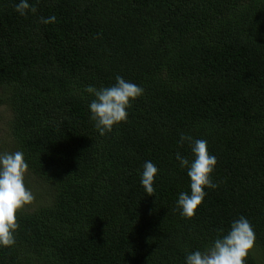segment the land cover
<instances>
[{"label": "trees", "instance_id": "trees-1", "mask_svg": "<svg viewBox=\"0 0 264 264\" xmlns=\"http://www.w3.org/2000/svg\"><path fill=\"white\" fill-rule=\"evenodd\" d=\"M17 2L0 0V106L39 191L0 264H184L240 216L255 233L246 264H264V0H30L27 16ZM117 74L144 91L101 136L85 89ZM182 133L217 159L191 219L176 207Z\"/></svg>", "mask_w": 264, "mask_h": 264}, {"label": "clouds", "instance_id": "clouds-1", "mask_svg": "<svg viewBox=\"0 0 264 264\" xmlns=\"http://www.w3.org/2000/svg\"><path fill=\"white\" fill-rule=\"evenodd\" d=\"M15 11L20 16H27L29 13L35 14L37 8L30 0H18ZM39 19L45 25L57 21L55 14ZM85 91L93 97L88 104L89 119L94 122L99 135L104 136L111 133L114 126L127 121L128 108L142 96L144 89L117 74L113 84L99 88L88 85ZM184 142L189 145L191 159L180 152L176 153L175 159L179 167L187 172L190 192L179 193L176 207L182 218L191 219L207 195L205 189L218 186L212 179L217 159L209 152L207 140L182 133L178 143L182 146ZM27 171L28 163L22 151L0 152V248L15 244V232L19 227L16 214L34 199L33 193L25 185ZM158 171L151 161H145L142 171H138L144 193L154 194V180ZM219 232L204 250L188 251L184 264H246V257L255 240L250 221L240 216L231 222L226 233L224 229Z\"/></svg>", "mask_w": 264, "mask_h": 264}, {"label": "rangeland", "instance_id": "rangeland-1", "mask_svg": "<svg viewBox=\"0 0 264 264\" xmlns=\"http://www.w3.org/2000/svg\"><path fill=\"white\" fill-rule=\"evenodd\" d=\"M12 112L7 108L6 106H0V152L4 151H11L8 146V139L9 136H7V129L9 127L8 121L9 118L11 117ZM37 179L35 176L30 174V171L28 170L26 175H25V185L28 189L31 190L33 193V196L38 195V189L35 188L34 186L37 184ZM33 202H31L32 204Z\"/></svg>", "mask_w": 264, "mask_h": 264}]
</instances>
